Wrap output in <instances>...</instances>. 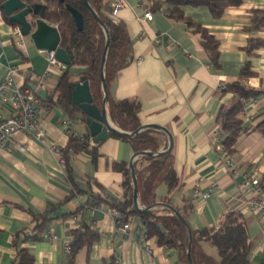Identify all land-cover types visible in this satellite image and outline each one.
Listing matches in <instances>:
<instances>
[{
    "label": "crops",
    "instance_id": "crops-1",
    "mask_svg": "<svg viewBox=\"0 0 264 264\" xmlns=\"http://www.w3.org/2000/svg\"><path fill=\"white\" fill-rule=\"evenodd\" d=\"M254 9L264 10V0H242L227 7L217 18L205 6L183 7L185 16L217 39L215 63L203 48L200 33L183 21L169 18L162 11L151 12V19H146L143 0H124V6L112 17L125 25L134 57L117 71L109 95L114 100L137 99L140 123L159 124L171 133L173 168L181 186L170 201L190 204L187 218L190 227H211L224 212L239 210L253 242L249 264H264V223L245 206L238 187L245 172H264V136L252 130L264 118V93L246 101L238 114L244 128L231 153L236 173L227 170L220 157L217 147L220 128L215 120L219 108L236 99L234 92L223 90L220 84L236 81L245 62L248 61L252 74L243 83L264 91V46L251 54L245 51L251 36L264 39V27L254 33L246 30ZM16 28L0 11V79L14 67L16 84L30 87L28 75L41 74L47 67L45 51L37 49L28 35L16 37ZM65 67L61 62L51 65L40 88L46 91L53 87ZM82 70L69 69L73 74ZM11 113L9 104L0 106L2 117ZM37 125L43 133L39 139L16 131L13 143L0 149V264H11L17 246L28 247L33 264H69L63 239L78 222L76 217L66 214L89 198V190L82 184L84 180L93 179L99 184H91V189L102 197L123 199L122 175L111 164L130 159L133 150L128 142L108 134L99 141L94 160L87 151H79L70 159L69 176L62 152L68 139L79 137L94 143L85 121L77 113L69 115L58 105L39 104ZM159 141V150L167 148L166 133L159 135ZM69 177L84 192L65 200L72 188ZM166 192L164 185L157 186L155 202ZM204 192H208L205 197ZM50 206H56L51 214L55 218L45 237L24 239V232L32 233L35 225L33 213H43ZM159 207L157 204L152 209ZM110 208L108 202L87 208L86 219L99 238L90 247L79 249L70 264H186L175 248L159 245L155 237L145 236L138 217H131L125 230L116 225ZM51 235L56 237L49 239ZM199 246L218 259L212 244L200 241Z\"/></svg>",
    "mask_w": 264,
    "mask_h": 264
},
{
    "label": "trees",
    "instance_id": "trees-1",
    "mask_svg": "<svg viewBox=\"0 0 264 264\" xmlns=\"http://www.w3.org/2000/svg\"><path fill=\"white\" fill-rule=\"evenodd\" d=\"M145 8L150 12L162 11L165 16L175 20L183 21L193 31L200 33L202 46L209 58L217 63L218 41L210 34L206 28L193 22L183 13L184 6H205L212 17L221 16L229 6L238 5L242 0H143ZM46 5L45 18L49 23L55 24L59 31V46L65 49L69 58L70 65L66 66L60 74L53 87L46 88L44 98L37 92L38 104L45 106L58 105L69 115L77 113L81 121H85V115L77 105L71 102V91L78 81L87 79L93 102L100 107L103 91L99 78L101 56L104 51L105 43L108 40L105 61L103 66L104 81L107 89L106 113L111 121L121 130L126 132L135 131L140 125L138 113L140 104L137 99L114 100L109 95V87L121 68L133 61L132 42L129 38L125 25L121 21H116L110 14V0H88L91 8L103 22L102 26L95 20L87 8L84 0H40ZM66 4L78 10L82 15V28L78 29ZM5 20L16 27L17 25ZM250 23L246 30L254 33L264 27V10L254 9L251 11ZM264 46V39L251 36L245 51L251 54L255 49ZM82 68L80 72L69 71L70 68ZM248 61L241 68L239 77L236 81L224 85L223 90L232 91L236 94L235 101L229 106H221L216 114L215 120L222 133L221 143L223 147L232 153L240 131L244 128L239 112L245 102L256 98L264 91L247 87L243 79L250 76ZM27 86V84H25ZM29 86V85H28ZM24 87V86H23ZM252 130L264 136V118L256 123ZM163 131L147 127L131 135H118L109 133L111 136L128 142L133 152L148 150L156 154H139L133 161V169L137 183V200L141 207L155 204V190L157 186L164 185L167 189L158 205L159 209H152L150 213H143L136 210L132 202L133 182L128 161L112 162L113 170L122 175L121 187L123 193L122 200H110L102 197L99 193L93 192L91 184L99 186L93 179H87L82 184L89 190V198L86 202L77 207L74 211L66 214L77 219V226L69 229L71 234L70 251L67 253L68 263H72L76 253L83 247H90L99 238L97 230L86 219L87 208L97 207L101 202H108L111 207L116 208L122 215L121 222L128 221L131 217H138L143 227L144 233L148 237H155L159 245L173 247L177 250L179 258L186 264L187 250L190 242L189 254L192 264H249L248 254L252 247V239L247 230V223L239 210L231 209L219 217L216 224L211 227L191 228L188 223V214L191 210L189 203L182 205L171 203L173 193L181 186L173 168V155L171 151L159 150V135ZM97 143H88L79 137H70L66 146L63 148V158L69 176V161L79 151H87L94 160L97 151ZM264 173V172H263ZM71 190L65 200L76 194L83 193L79 183L72 177ZM168 205L172 206L183 218L181 221L177 214ZM156 206V205H155ZM56 206H50L43 213H33L35 225L32 233L24 232V239L38 240L45 237L46 230L50 222L55 218L51 214ZM64 216V215H63ZM200 241L212 244L217 252L218 259L215 260L207 255L199 246ZM34 257L28 247L17 246L15 258L11 264H33Z\"/></svg>",
    "mask_w": 264,
    "mask_h": 264
},
{
    "label": "water",
    "instance_id": "water-1",
    "mask_svg": "<svg viewBox=\"0 0 264 264\" xmlns=\"http://www.w3.org/2000/svg\"><path fill=\"white\" fill-rule=\"evenodd\" d=\"M63 1V0H61ZM87 8L91 12L92 16L95 18L99 24L103 25V22L100 20L95 11L91 8L88 0H84ZM0 8L3 13L8 17V20L15 23L19 28V31L22 36L28 35L32 42L34 43L37 49L45 51H54V57L61 62L62 64L68 66L70 65V58L62 47L59 46L60 36L57 26L49 23L45 18L46 5L40 2V0H0ZM66 8L72 14L75 24L78 29L82 28V15L75 8L66 4ZM108 40L105 43L104 51L101 56L99 78L101 82V88L103 91V98L100 107L93 102V97L90 91L89 82L87 79H82L75 83L71 91V102L74 105H77L80 111L85 115V123L88 126L89 133L92 137V141L97 143L104 140L109 133H114L118 135H131L138 130L152 127L159 129L167 134L169 138L168 146L165 152H169L172 148V136L169 130L159 124H141L135 131L126 132L120 128L113 126L106 114V101H107V89L104 81L103 75V66L105 61V55L107 50ZM30 87L34 89V84H31ZM45 89L39 90V96H45ZM139 154H156L148 150L136 151L133 152L130 159L128 160V166L132 176L133 182V192H132V202L133 206L139 212H152V208L157 205L159 202H156L153 205L147 207H141L138 204L137 200V183L136 177L133 169V159ZM174 212L177 214L178 218L181 221H184L182 216L170 205H168ZM190 242L188 244L187 250V261L188 264H192L191 257L189 254Z\"/></svg>",
    "mask_w": 264,
    "mask_h": 264
},
{
    "label": "built area",
    "instance_id": "built-area-1",
    "mask_svg": "<svg viewBox=\"0 0 264 264\" xmlns=\"http://www.w3.org/2000/svg\"><path fill=\"white\" fill-rule=\"evenodd\" d=\"M123 6L124 0H113L110 14L112 16L117 15L119 9ZM151 16L150 11L147 10L144 12V17L146 19H151ZM14 35L18 38L22 36L18 27L14 30ZM45 58L47 60L46 69L41 74L35 75L30 73L27 77L28 83L34 84V89L29 86L21 87L16 84L14 79L16 70L14 67L10 68L9 74L6 77L0 79V106L9 104L12 112L5 117L0 115V149L13 143V134L16 131H22L37 139L43 134L37 125L39 117L37 92L50 73V66L59 62L54 57V51L52 50L45 51ZM220 88H224V85L220 84ZM218 137L219 142L217 147L223 164L227 170L236 173L234 158L221 143V132H219ZM160 150H163V148ZM238 187L245 206L255 211L260 221L264 223V173H258L256 171L245 172ZM207 195L208 192L203 193L204 197ZM110 213L116 225H120L124 230L128 228L129 222H121L122 215L116 208L111 207ZM55 237V235L48 236L49 239H54ZM71 237L69 230H67L63 239V247L66 253L70 251Z\"/></svg>",
    "mask_w": 264,
    "mask_h": 264
}]
</instances>
